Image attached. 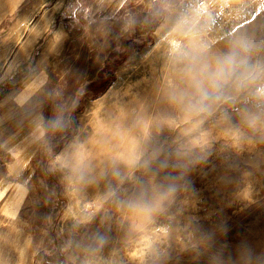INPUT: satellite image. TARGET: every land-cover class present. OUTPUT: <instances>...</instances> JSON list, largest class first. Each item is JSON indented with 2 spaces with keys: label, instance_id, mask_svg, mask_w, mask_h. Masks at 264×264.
Segmentation results:
<instances>
[{
  "label": "rangeland",
  "instance_id": "374dc122",
  "mask_svg": "<svg viewBox=\"0 0 264 264\" xmlns=\"http://www.w3.org/2000/svg\"><path fill=\"white\" fill-rule=\"evenodd\" d=\"M0 264H264V0H0Z\"/></svg>",
  "mask_w": 264,
  "mask_h": 264
},
{
  "label": "trees",
  "instance_id": "16d2710c",
  "mask_svg": "<svg viewBox=\"0 0 264 264\" xmlns=\"http://www.w3.org/2000/svg\"><path fill=\"white\" fill-rule=\"evenodd\" d=\"M115 70V66L111 64V55L106 60V67L104 68V71L106 73H110V80L107 81V85L110 83L111 79L113 78L112 72Z\"/></svg>",
  "mask_w": 264,
  "mask_h": 264
},
{
  "label": "bare ground",
  "instance_id": "6f19581e",
  "mask_svg": "<svg viewBox=\"0 0 264 264\" xmlns=\"http://www.w3.org/2000/svg\"><path fill=\"white\" fill-rule=\"evenodd\" d=\"M165 47V46H164ZM167 47V46H166ZM165 53H168V50H165Z\"/></svg>",
  "mask_w": 264,
  "mask_h": 264
}]
</instances>
